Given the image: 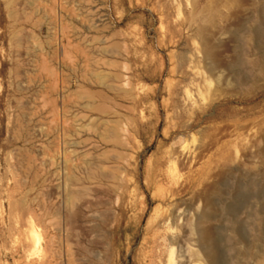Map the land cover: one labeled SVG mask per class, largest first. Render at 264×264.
I'll return each instance as SVG.
<instances>
[{
	"label": "rangeland",
	"instance_id": "1",
	"mask_svg": "<svg viewBox=\"0 0 264 264\" xmlns=\"http://www.w3.org/2000/svg\"><path fill=\"white\" fill-rule=\"evenodd\" d=\"M199 255L264 264V0H0V264Z\"/></svg>",
	"mask_w": 264,
	"mask_h": 264
},
{
	"label": "bare ground",
	"instance_id": "2",
	"mask_svg": "<svg viewBox=\"0 0 264 264\" xmlns=\"http://www.w3.org/2000/svg\"><path fill=\"white\" fill-rule=\"evenodd\" d=\"M198 88V87H197ZM188 109V108H187ZM178 110V109H177ZM205 216H207V215H205ZM208 239V238H207ZM159 247V246H158ZM172 248V247H171ZM160 251V250H159ZM196 255H198V254H196ZM165 259V258H164ZM195 260V259H194ZM168 261H169V259H168ZM165 262H167V261H165ZM191 262V261H190ZM192 263V262H191ZM195 264H204V261L202 260V258H201V256L199 255V256H197L196 257V262H194ZM167 264V263H166Z\"/></svg>",
	"mask_w": 264,
	"mask_h": 264
},
{
	"label": "crops",
	"instance_id": "3",
	"mask_svg": "<svg viewBox=\"0 0 264 264\" xmlns=\"http://www.w3.org/2000/svg\"><path fill=\"white\" fill-rule=\"evenodd\" d=\"M90 104H92V101H89Z\"/></svg>",
	"mask_w": 264,
	"mask_h": 264
}]
</instances>
